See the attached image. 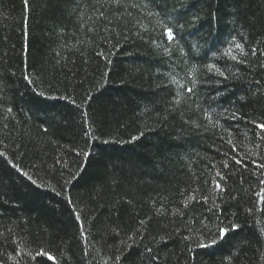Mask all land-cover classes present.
<instances>
[{
  "label": "trees",
  "instance_id": "obj_1",
  "mask_svg": "<svg viewBox=\"0 0 264 264\" xmlns=\"http://www.w3.org/2000/svg\"><path fill=\"white\" fill-rule=\"evenodd\" d=\"M261 123L264 0H0V264H264Z\"/></svg>",
  "mask_w": 264,
  "mask_h": 264
},
{
  "label": "snow or ice",
  "instance_id": "obj_2",
  "mask_svg": "<svg viewBox=\"0 0 264 264\" xmlns=\"http://www.w3.org/2000/svg\"><path fill=\"white\" fill-rule=\"evenodd\" d=\"M117 2H119V0H117ZM25 3L27 4V0H25ZM164 29L165 30H164L163 35L166 36L168 41H170V42L173 41L175 39L173 29L171 27H168L167 25H164ZM235 47L236 48H242V45L241 44H236ZM253 54H255V50H253ZM226 55H229L232 60H237V57L235 55H232L231 49L228 50ZM221 75H223V73H221ZM25 78L27 79V77H25ZM188 91L191 92L192 89H188ZM9 111H11V109H9ZM257 127L260 128L261 130H264V123L258 124ZM262 138H264V137H262ZM229 143H231V141H229ZM0 155H2V153H0ZM236 163L240 164L241 161L240 160H236ZM225 167H227V164H225ZM217 175H219V173H217ZM221 179H223V177H221ZM261 183H264V181H261ZM216 189L220 190V191H223V189L221 188L219 182H217V184H216ZM261 199H262V201H264V196H262ZM249 211H251V210H249ZM77 219H79V217H77ZM143 223L144 222L141 221V224H143ZM81 227H82V225H81ZM238 228H239L238 224L230 222L227 226L218 227L217 235L219 236L220 239H223L230 230L231 231H235ZM212 243H215V241H212ZM198 246L199 247H208L209 245H206V244L201 242V243H199ZM37 255L40 256V257L47 256L48 260H54L53 256L49 255L47 252H44V251L38 252ZM116 259H117V261H119L121 259V257H116Z\"/></svg>",
  "mask_w": 264,
  "mask_h": 264
}]
</instances>
